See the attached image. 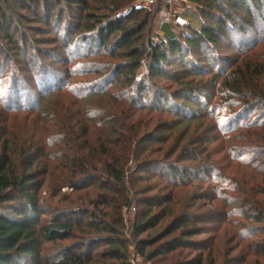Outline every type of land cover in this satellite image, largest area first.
Returning <instances> with one entry per match:
<instances>
[{"label": "trees", "instance_id": "trees-1", "mask_svg": "<svg viewBox=\"0 0 264 264\" xmlns=\"http://www.w3.org/2000/svg\"><path fill=\"white\" fill-rule=\"evenodd\" d=\"M29 1L12 0L32 17H37L40 8L45 10L50 2L33 0L32 11ZM53 1L57 6L62 2ZM132 1H78L81 22L73 31L67 30L62 40L66 58L61 63L66 68L50 72L51 76L57 72L59 77L49 86L40 83L44 80V66L39 67L37 77V71H29L31 82L39 80L37 93L21 88L25 95L14 97V107L4 106L11 112H34L41 102L61 89L79 99L53 102L54 106L40 114V120H32L30 126H7L9 120L15 122L17 118H2L0 264H131V246L146 263L173 255L181 248L196 247L203 249L197 256L170 264H230L226 260L217 262L211 251L213 240H191L202 233L200 223L220 222L219 227L226 225L239 237L264 233V55L246 54L226 74L215 70L205 74L211 75L207 82L183 84L189 95L202 90L210 92L208 105L203 106L198 118L197 111L185 107H197L188 95L177 93L172 102V96L168 99L165 93L147 84L150 77L163 72L169 57H177L180 64L186 52H201L202 48L209 50L220 44L233 27H237L240 36L248 34V29L264 28V0H184L189 8L183 14L187 26L173 30L163 25L158 42L150 38V21L156 9H136ZM165 1L159 0L157 8ZM127 18L131 22H125ZM44 20L47 21L46 15ZM61 20L59 13L53 22L60 26ZM12 27V15L3 12L0 2V36L20 52V46L16 47L9 36ZM18 31L24 37L25 32ZM73 36L95 46L94 56L118 58L121 62L81 65L92 53L73 56L69 51ZM6 52L0 44L1 56H7ZM215 62H219L218 57ZM145 64L146 75L139 76L140 67ZM74 65L82 67L81 75L99 78L94 83L75 85L73 78L79 75ZM14 85L12 92L20 89L17 81ZM150 88V106L143 107L141 97ZM92 97H100L94 111L89 109ZM22 98L30 101L27 106L22 105ZM160 103L167 110H161ZM120 104L127 110L163 112L174 116L177 122L142 131L147 127L143 121L137 122L130 116L128 124L120 118ZM200 119L209 121L201 135L188 140L184 130L182 140V135L173 138L172 131L177 127ZM165 132L166 136H162ZM169 141L172 142L163 151ZM151 142L159 147L146 152ZM215 143L217 146L212 148ZM47 150L55 152L48 154ZM157 153L161 159L152 158ZM232 165L238 168L235 172H230ZM44 186L51 197L65 188L74 195L68 196L67 208L49 209L47 219L42 218L49 206L41 200ZM156 190L163 195L151 196ZM77 195L89 196L88 206H74L80 197ZM202 199L219 201L225 210L218 217L215 212L198 216L193 210L203 208L196 205ZM133 206L138 210V218L126 237L121 211ZM105 208L108 212L102 211ZM166 220L156 235L142 238ZM173 235L175 238H171ZM73 239L54 254L43 252L45 245L52 247ZM99 247L102 251L96 252ZM255 247L256 253L264 256V243Z\"/></svg>", "mask_w": 264, "mask_h": 264}, {"label": "rangeland", "instance_id": "rangeland-1", "mask_svg": "<svg viewBox=\"0 0 264 264\" xmlns=\"http://www.w3.org/2000/svg\"><path fill=\"white\" fill-rule=\"evenodd\" d=\"M4 1V2H3ZM78 1H84V0H77L76 3L70 2L68 0H62L60 6L55 5L53 0H50L49 4L47 5L46 9L40 8L39 15L37 14V17H32L31 14L28 12L21 10V7L18 6V4L12 2V0H0L1 6L3 9V12L7 15H12L13 19V27L10 30L9 36L12 38V40L16 43V47L20 46L21 51L17 52L16 48L14 46H11L4 42L0 36V44L3 45L6 48V55L7 56H1L0 54V123H2V118L7 117L9 119L11 118H17L15 122L9 120V123L7 126H10L11 123H15L12 126H20L22 123H26L28 126H30V123L32 120L39 119L42 117L43 114L47 113L52 106H54L53 102H79V99L72 98L67 93L64 92L63 89L61 91L54 93L50 97L47 98V100L43 103H40V107H38V110L32 112L28 111H17V112H11L8 109L11 107H14L15 98L19 95H25L21 90V88H29L31 92L37 93L39 90V85L37 80L32 81L28 78L30 77L29 71H32L34 69V72L37 71L38 73L35 75L39 76V67L44 66L45 71H43V74L41 78L44 80H41V84H54L57 77H59V74L56 72L54 76L50 75V72H53V70H64L66 67L64 66L61 61L64 58L63 53V44L62 40L64 36L67 33V30L73 31L81 22L80 17V11ZM159 0H133L132 6H135L136 9H145L149 11H153L156 9V13L153 16L152 20L150 21V38L154 42H158L160 37H162V33L160 31L161 25V19L163 16V13L167 14L168 18L171 20L172 23L168 25L171 27V29L175 30L176 28L182 29L179 25L175 26V20L177 18H181L182 20L186 21V18L184 17V13L186 12L188 8V5L185 4L184 0H166L165 2L161 3V6L157 8V2ZM264 4V1H262ZM13 3V4H12ZM30 9L33 11L35 8V1L30 0L29 3ZM130 6V8H132ZM125 11V13L128 14V10ZM62 14V20L60 23V26L55 25L53 20L58 15ZM26 17V19H22L20 16ZM47 16V21L44 20V16ZM125 15V14H124ZM120 16V14L118 15ZM243 15H241L242 17ZM130 19L127 18L125 22L129 23ZM70 22V23H68ZM131 22V21H130ZM263 26L254 29H248V34L241 35L237 33V27H233V30H230L228 32L226 39L222 40L220 44L213 47L212 49L206 50L202 48L201 52H186L185 58H183L182 63H178L179 59L177 57L170 58L169 60L163 65V72H161L160 75L150 77L148 79V85L155 86V89H158V91L165 93V95L170 98V100L173 101L172 98L177 96L176 94L184 93L185 95H188V98L193 103H197V107L191 106V105H185L188 109L190 108L192 111H197V118L201 116L199 115L200 110L203 109L206 104V101L208 100V96L210 97V92H207L206 90H202L201 92H197L193 95L186 94L184 92V88L182 87L183 84H186L188 82H193V84H197L200 82V80H203V82H207L206 80L210 78L211 75H205L207 72H213L215 70H220L222 74H226L229 70H231L235 64L239 62V60L246 54L250 53H258L264 55V28ZM185 28V27H184ZM18 30L24 31L25 35L24 37H21ZM258 31V32H257ZM18 32V33H17ZM75 38L73 41L71 39V46H70V53L72 55H76L79 57H82V53H92V57H88L86 60L81 61V65L86 66L89 63L91 64H98L100 63H112L116 64L121 62L120 59H111L107 57L101 56H94L95 51L97 52V49L95 46L91 47L88 45L87 42H79V38L76 36H73ZM7 57V58H6ZM219 59V62H215V58ZM66 58V56H65ZM76 63V62H75ZM74 63V64H75ZM40 65V66H38ZM218 66L219 68H217ZM73 68V66H72ZM77 73L78 77L73 78L75 85L76 83H94L93 81L97 80L99 77L94 75H81L82 67H75L73 68ZM47 70V71H46ZM52 70V71H51ZM146 64L142 65L140 67V70L138 72L139 76L146 75ZM44 75V76H43ZM49 75V76H48ZM57 76V77H56ZM202 76V77H201ZM207 76V77H205ZM14 81L17 86H20V89L15 88L14 92H12V88H14ZM46 85V86H47ZM16 86V87H17ZM63 86V85H62ZM61 86V88H62ZM148 86V87H149ZM216 88V86H214ZM214 88V90H215ZM119 89V88H117ZM33 90V91H32ZM156 92V90H155ZM215 92V91H214ZM34 93V94H35ZM153 90L151 88L149 91L145 94V96L141 97L143 107L150 106V102L147 99V96L150 97V94L152 95ZM100 97H92L90 100H94L91 104H89L90 110H96L97 106V100H99ZM22 105L27 106L26 104H29L30 101H27L26 99L22 98ZM176 101V99L174 98ZM33 102V101H32ZM101 102V101H100ZM109 102H112L111 100ZM208 102V101H207ZM215 102V101H214ZM213 102V103H214ZM114 103V102H112ZM211 103V101L209 102ZM117 104V103H116ZM153 105V102L152 104ZM8 108V109H6ZM49 107V108H48ZM112 109V108H110ZM160 109L161 110H167L166 107H164V103H160ZM119 110V109H118ZM123 110H125L123 112ZM127 107L120 104V118L126 119V121L129 124L128 117L134 116L135 119L138 121H143V125L147 126L144 127L142 131L146 130H153L155 125L163 126L164 124H171L176 123L177 119L174 118V116L171 115H165V113L155 112L149 113L148 110H132L128 109ZM156 110V109H153ZM189 111V110H188ZM190 112V111H189ZM188 113V112H186ZM42 114V115H40ZM186 115V114H184ZM256 114H254L255 116ZM120 119V120H121ZM19 120V123H18ZM151 122H150V121ZM204 120V121H203ZM37 121V120H36ZM209 122V121H208ZM205 119H200L197 121H193L190 124H182L175 131H172L173 138L180 137L181 140L185 136L183 135L184 130L187 133V138H193L194 136L201 135L203 132L206 131L207 126H209ZM17 124V125H16ZM2 126V125H0ZM6 126V125H5ZM4 127V126H3ZM13 130V129H11ZM15 130V129H14ZM165 133H162V136H166ZM213 134V132L211 133ZM211 136V135H210ZM209 136V137H210ZM211 138V137H210ZM172 141H169L166 143L163 147V151L166 147H168V144H170ZM184 144L186 140L182 141ZM217 146L212 145V148ZM159 145H154V142H151L146 146V152L148 150H154L157 149ZM48 154H52L55 151L47 150ZM154 156V154H153ZM222 155H219L218 158H221ZM151 158V157H150ZM153 159L156 158V160L161 159L160 154H156ZM152 160V159H151ZM174 158L172 159V161ZM238 168L235 165H232L230 168V172H235ZM41 170V168H40ZM38 170V171H40ZM86 190H90L89 188ZM200 192V191H199ZM198 192V193H199ZM203 193V192H202ZM80 194V193H79ZM84 194V193H83ZM157 195H163L160 190H156L155 192L151 193V196H157ZM41 200H44L49 204L45 211V215L42 216V218H49V209L56 207L65 209L70 205V201L68 196L74 197L72 195V192L69 189H62L60 192H56L54 197L50 196V193L48 192L47 188L44 186V188L40 192ZM79 197V200L74 206H82L86 207L88 206V197H85L84 195H77ZM93 197V196H91ZM74 199V198H73ZM83 200L85 202L83 203ZM74 202V200H73ZM198 207H203L199 211H196V209L193 210V212H196L198 216H200L203 213H214L215 216H220L221 213L225 210L223 208V203L219 201H210V200H200L196 203ZM225 207V206H224ZM223 208V209H222ZM91 209V207H90ZM103 212H108V209H102ZM101 211V212H102ZM137 212L136 208L133 206L130 209H122L121 215L123 218V224H124V233L126 237H129L130 235V229L132 224H134L137 221ZM100 216H102L100 211H98ZM48 216V217H47ZM168 220L164 221L162 224H160L156 229L149 231L148 233L144 234L142 238H146L147 236H154L157 234V231L161 229ZM220 226V222H212V223H200L198 225L199 228H201V234L198 236L193 237L191 240L194 242H206V241H214L213 248L211 249L212 253L217 258V262H224L226 260L227 263L230 264H264V256H260L256 253V247L259 244L263 245L264 243V233H261L255 236H248V233H246L245 237H239L237 235V232L234 231V229L223 225ZM171 238H175V235H173ZM129 239V238H128ZM74 241V239L65 241L63 243H60L58 245L52 246L51 245H45L44 246V254H54V252H57L62 246L69 245ZM254 244V248L252 247ZM204 248V246H203ZM96 252H101L102 248H96ZM203 249H198L196 247H193L191 249H178L173 252V255L162 257L156 259L153 263H146L142 262L141 259H139L136 254L134 253V249L131 246L129 249V252L131 254V264H170L174 262L175 260H179L180 262H184L187 260L192 259L193 257L197 256L199 253H201ZM205 254L208 253V249H206ZM56 254V253H55ZM55 259V258H54ZM54 262V261H53Z\"/></svg>", "mask_w": 264, "mask_h": 264}, {"label": "built area", "instance_id": "built-area-1", "mask_svg": "<svg viewBox=\"0 0 264 264\" xmlns=\"http://www.w3.org/2000/svg\"><path fill=\"white\" fill-rule=\"evenodd\" d=\"M170 23H172L171 22V20L168 18V16H167V14H165V13H163V16H162V19H161V25L163 26V25H170ZM187 21H185V20H182L181 18H177L176 20H175V26H177V25H179L180 27H182V28H184L185 26H187Z\"/></svg>", "mask_w": 264, "mask_h": 264}]
</instances>
